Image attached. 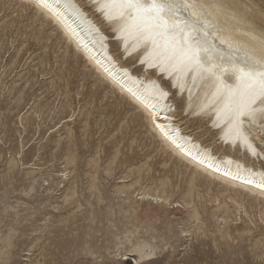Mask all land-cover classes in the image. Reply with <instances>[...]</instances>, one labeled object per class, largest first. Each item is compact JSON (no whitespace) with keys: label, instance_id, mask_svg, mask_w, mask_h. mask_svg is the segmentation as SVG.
<instances>
[{"label":"rangeland","instance_id":"1","mask_svg":"<svg viewBox=\"0 0 264 264\" xmlns=\"http://www.w3.org/2000/svg\"><path fill=\"white\" fill-rule=\"evenodd\" d=\"M19 6L0 0V264H264V203L165 167L129 106L93 88L84 62H64L56 35ZM191 119L220 146L208 118Z\"/></svg>","mask_w":264,"mask_h":264},{"label":"bare ground","instance_id":"2","mask_svg":"<svg viewBox=\"0 0 264 264\" xmlns=\"http://www.w3.org/2000/svg\"><path fill=\"white\" fill-rule=\"evenodd\" d=\"M9 1L20 5L23 10H32L33 17L40 20L41 25L49 27V36L56 35L57 43L62 44L60 49L63 48L64 62L71 59L84 62L85 75L95 77L93 88L97 90L104 87L116 98L117 105L126 103L129 106L123 113L131 114L135 122L140 119V123L147 126L150 138L163 152L161 161L165 167L168 161H173L181 171L179 173L188 172L187 178L191 185L196 184L200 178H208L209 184L222 185L224 192H234L249 200L264 203V180L261 179L264 175V149L261 148L264 147V121L256 120L250 127L244 128V134L255 148L254 154L246 144L229 133L228 120L222 111L224 101L219 97L213 99L216 91L213 81L188 74L182 78L181 88L175 75L169 76L156 67L149 68L142 64L141 60L146 54L144 46L131 51L133 41L129 39L126 51L124 41L116 31L118 25L105 19L101 7L103 0H71L75 9L44 8L40 6V0ZM60 3L63 4L64 0H60ZM197 3L204 5L202 11L212 25L209 29L210 38L211 33L215 32L218 39L214 40V44L225 53V63H228V55H235L239 62L245 51L256 57L264 55V0H197ZM106 27L110 32L105 30ZM220 40L227 41L232 49L229 50L227 44L222 45ZM112 42L119 45L120 56L112 50ZM123 69H127V75ZM223 80L228 85L236 84L230 72L224 74ZM152 82L168 93L159 103L145 91ZM179 96L183 99L184 119L190 122L196 116L198 121L208 118L209 125L217 131L221 140L219 147L202 140V136L197 135L195 129L187 126V122L179 117L174 102ZM24 98L21 95L19 101ZM158 125H164V131ZM74 137L75 133L71 131L67 148L68 164H76L80 156ZM28 141L30 138L26 137L22 145ZM13 145L16 150L21 147L18 143ZM223 146L225 149L222 150ZM24 160L34 161V155L29 152ZM170 169L174 167L170 166ZM216 179L219 182H215ZM166 183L163 181V192H168ZM241 189L257 197L251 198ZM146 197L150 198L147 194L143 196ZM155 199L160 200L159 197ZM138 250L144 256L156 254V248L149 243H141Z\"/></svg>","mask_w":264,"mask_h":264},{"label":"snow or ice","instance_id":"3","mask_svg":"<svg viewBox=\"0 0 264 264\" xmlns=\"http://www.w3.org/2000/svg\"><path fill=\"white\" fill-rule=\"evenodd\" d=\"M40 6L76 8L71 0H64L63 4L60 0H40ZM101 7L105 19L118 25L116 31L126 51L129 39L133 41L131 51L144 46L146 54L142 64L156 67L169 76L175 75L181 88L182 78L188 74L212 80L216 89L213 99L219 97L224 101L222 111L228 120L229 133L255 154L244 128L256 120L264 121V55L256 57L245 51L239 62L235 55H228V63H225V53L214 44L218 39L216 33L212 32L210 38L212 25L202 11L204 5L197 0H103ZM220 43L225 45L227 41L220 40ZM227 47L232 49L231 44ZM122 71L128 74L127 69ZM229 72L236 80L235 86L223 80L224 74ZM145 91L157 103L168 95L155 82ZM217 116L219 118V111ZM158 127L164 131V125ZM261 179L264 180V175Z\"/></svg>","mask_w":264,"mask_h":264}]
</instances>
